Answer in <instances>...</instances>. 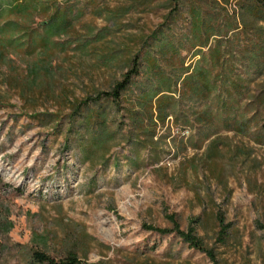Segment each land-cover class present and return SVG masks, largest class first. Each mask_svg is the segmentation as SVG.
Here are the masks:
<instances>
[{
	"label": "rangeland",
	"instance_id": "1",
	"mask_svg": "<svg viewBox=\"0 0 264 264\" xmlns=\"http://www.w3.org/2000/svg\"><path fill=\"white\" fill-rule=\"evenodd\" d=\"M88 1L60 0L76 6L75 27L52 39V55L0 49V264H38L36 253L57 264H264L258 85L242 105L247 122H216L214 143L203 135L210 128L184 121L206 103L179 91L165 123L150 119L139 99L158 80L146 57L173 78L184 69L159 53L168 43L185 66L199 60L189 53L191 0ZM227 9L237 12L236 0ZM130 44L142 74L113 100ZM170 216L196 229L216 263L173 231Z\"/></svg>",
	"mask_w": 264,
	"mask_h": 264
},
{
	"label": "trees",
	"instance_id": "2",
	"mask_svg": "<svg viewBox=\"0 0 264 264\" xmlns=\"http://www.w3.org/2000/svg\"><path fill=\"white\" fill-rule=\"evenodd\" d=\"M232 1L191 0L189 53L196 50L192 57H198L199 60L194 65L185 66V59L177 60V49L170 43L167 49H161L159 52L163 57H169L171 66L181 64L184 72L178 75V78L168 76L154 56L146 57V73L150 74L155 82L158 80L156 88L142 93L139 99L144 109L148 111L150 119L157 113L158 121L165 123L169 114L167 109L176 103L172 94L177 91L180 92L182 100L191 98L194 103H206L202 109L190 114L191 121L184 120L194 122L204 129L214 126L216 122H224L237 129L235 124L247 122L244 119L247 113L243 112L242 105L251 97L254 85H258L255 88L260 93L255 96L257 103L264 108V0H236L238 10L231 15L227 4ZM75 7L74 3L70 2L61 7L60 0H8L6 7H0L2 53L24 48L22 51L25 53L39 51L48 56L52 55L55 46H58L52 39L74 31ZM38 19L41 23H37ZM71 39L76 40V37ZM126 50L131 56L130 69L124 80L117 83L113 91L107 94L113 100L128 90L133 79L142 74L138 52L135 53L131 44L126 46ZM214 94L219 107L217 113L213 111L215 103L207 104ZM175 122H181L180 117L175 116ZM208 130L209 133L203 134L205 140L213 139L211 142L214 143L218 137L217 130L216 128ZM168 218L174 225L173 231L185 243L196 250L208 253L216 263L214 254L206 250L193 226L183 231L173 216ZM159 232L168 233L166 230ZM35 257L38 264H57L41 253H36ZM69 259L70 262L60 264H77L78 260L75 257Z\"/></svg>",
	"mask_w": 264,
	"mask_h": 264
}]
</instances>
